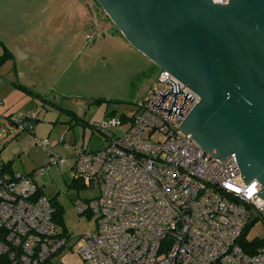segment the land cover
Here are the masks:
<instances>
[{
  "label": "built area",
  "instance_id": "built-area-1",
  "mask_svg": "<svg viewBox=\"0 0 264 264\" xmlns=\"http://www.w3.org/2000/svg\"><path fill=\"white\" fill-rule=\"evenodd\" d=\"M93 22L97 33L103 25ZM199 100L161 70L121 135L109 131L121 126L110 118L95 125L106 136L102 149L78 148L74 179L96 191L75 201L79 215L96 221L79 249L82 264H264V245L249 252L241 242L255 220L264 221L259 183L243 184L234 154L220 164L179 129ZM12 119L23 130L35 116ZM36 144L46 149L49 142ZM42 172L0 171V264H63L58 257L72 247L56 229L55 208L30 179Z\"/></svg>",
  "mask_w": 264,
  "mask_h": 264
},
{
  "label": "rangeland",
  "instance_id": "rangeland-1",
  "mask_svg": "<svg viewBox=\"0 0 264 264\" xmlns=\"http://www.w3.org/2000/svg\"><path fill=\"white\" fill-rule=\"evenodd\" d=\"M0 7L4 13L18 16L0 22V54L4 52L2 45L8 49L30 46V62L18 68L24 80L35 79L40 94L36 97L7 86L9 80H15L17 69L13 70L9 62L0 66L4 78L0 80L7 82H0V97L5 96L0 103V158L10 163L15 174L31 175L42 169L41 174L30 179L61 208L63 217L56 229L73 240L71 249L62 251L57 260L82 264L79 249L84 238L96 229V221L95 216L79 215L75 201L91 199L96 191L72 183L76 151L102 149L106 142L92 126L110 122L105 115L110 110L116 112V117L135 116L138 105L151 97L161 69L154 66L152 72L136 74L149 63L124 45L119 34L110 35L106 26L112 22L95 0H0ZM95 14L103 25L97 33L90 27ZM113 29L115 33L117 29ZM96 99L105 101L94 103ZM68 112L76 114L81 120L79 125H74ZM10 113L16 119L37 116L38 122L33 130H22L10 124ZM129 125L127 121L109 131L119 136ZM154 136L160 138L159 134ZM44 140L49 142L46 149L36 144ZM55 158L65 162L50 164ZM245 239L264 241V221L255 220Z\"/></svg>",
  "mask_w": 264,
  "mask_h": 264
},
{
  "label": "water",
  "instance_id": "water-1",
  "mask_svg": "<svg viewBox=\"0 0 264 264\" xmlns=\"http://www.w3.org/2000/svg\"><path fill=\"white\" fill-rule=\"evenodd\" d=\"M125 41L196 93L179 129L220 164L234 154L264 202V0H95Z\"/></svg>",
  "mask_w": 264,
  "mask_h": 264
},
{
  "label": "trees",
  "instance_id": "trees-1",
  "mask_svg": "<svg viewBox=\"0 0 264 264\" xmlns=\"http://www.w3.org/2000/svg\"><path fill=\"white\" fill-rule=\"evenodd\" d=\"M106 18H107V16H106ZM97 22L100 23L101 21L98 20ZM90 26H91L92 30L94 31V30H95V27H94V22H93V21L91 22ZM111 27H113V24H111ZM113 28H114V27H113ZM115 31H116V30H115ZM116 32H118V31H116ZM118 33H119V32H118ZM119 34H120V33H119ZM120 35H121V34H120ZM3 49H4V52H3V54L0 56V66H1L2 64L6 63V62H10V61L13 60V56H12V54H11L6 48H3ZM154 68H155L154 65H152L151 68H150L149 70L140 71V72H137L136 74H138V73L142 74V73L145 72V71H146L147 73H149V72H152V71L154 70ZM129 86H131V82H130ZM35 95L40 97V94H35ZM101 101H105V100L96 99V101H94V103H101ZM143 102H144V101H142L141 103H143ZM106 103L109 104L110 101H107V100H106ZM141 103L138 105L137 110H136V113H137L138 109H140V105H141ZM108 104H107L106 108L109 107ZM108 109H109V108H108ZM115 113H116V112H115L114 110H110L109 112H105V115H106L107 117H109V118H117V120H119L121 124H123V123H125V122H127V121L131 122L132 119H134V117H135V116H133V117H131V118H125V117L123 118L122 116H121V117H116V116H115ZM66 115H67V116H68V115H71V121H75V122H74V125H79V122H80L81 120L76 116L75 113H73V112H68ZM135 115H136V114H135ZM12 116H13V115H9V116H7V119L9 120V122H10L11 125H15V122H14V120L12 119ZM106 116H105V117H106ZM37 122H38V118H37V116H35V119H34V120H32V121H30V122H26V124H25L26 127H25L24 129L28 130L29 126H31V127H32V130H33V129L35 128V125L37 124ZM82 125H83V124H82ZM92 129H93L94 131H95V130L98 131V132L102 135L103 138L106 137V136H105V133H103V131L98 130V129L96 128L95 125L92 126ZM104 140H105V139H104ZM0 161H1V164H0V171L7 172L8 174H14V172H13V170H12L11 165H10L9 162H7V163H3V161H2L1 158H0ZM72 183H74V185L79 184V185L83 186V184H82L81 182L76 181L74 178H73ZM77 186H78V185H77ZM83 187H84V186H83ZM38 193H39L40 195H43L40 189H38L37 194H38ZM49 200H50L52 206L55 208V214H54V216H53V220H54L55 223H57L58 221H60V220L62 219V217H63V212H62L61 208L58 206L57 203H54L51 199H49ZM247 230H248V229H247ZM247 230H246L245 233L243 234V239L241 240V242L243 243V246L245 247V249H246L247 251H249V252H255V251H257V249H259L261 246L264 245V241H263V240H253V241H251V242H248V241L245 239V236H246V232H247Z\"/></svg>",
  "mask_w": 264,
  "mask_h": 264
},
{
  "label": "crops",
  "instance_id": "crops-1",
  "mask_svg": "<svg viewBox=\"0 0 264 264\" xmlns=\"http://www.w3.org/2000/svg\"><path fill=\"white\" fill-rule=\"evenodd\" d=\"M0 12H2V13H0V16L1 15L3 16L2 18H0V22L6 21V20H11V18L16 19L18 17L15 14H13V12H11L12 14H10L9 12L4 13V10H2L1 7H0ZM23 15H25V13H23ZM92 21H93V19H91L90 24H91ZM106 27L109 28L110 35H116V33H117V35L119 34L118 32H115V33L113 32L114 31L113 27H111V26H106ZM2 35L3 36L6 35V32H4ZM119 36H121V35L119 34ZM124 40H123V44L124 45L128 44ZM2 46H3V48H6L4 45H2ZM127 46L130 47V48H132L129 44ZM29 48H30V46H28V45H24V46L15 45V47L14 46H10L9 49L6 48L12 54V56H13V60L10 61L9 64H12V69L13 70H16L17 69V72H16L17 75L15 76V80H9L8 83L5 82V81H2V80H0V82H5V83H7V86H10V87H12V86L18 87L20 89L25 90L30 95L36 96L35 94H38L37 93V91H38V88H37L38 87V84H36L35 79L33 78V80L30 79L28 81L27 80H24L23 75L20 74L21 70L18 68L19 67V64H22V66L25 67V65L30 62ZM133 50H135V49H133ZM2 54H0V56ZM146 60L149 63V66L145 70H149L151 68V66L154 65V64L151 63L147 58H146ZM142 71H144V70H142ZM30 75H32V74H30ZM0 78L4 79L3 76H1V75H0ZM36 97H39V96H36ZM4 99H5V96H1L0 97V103L1 104H3ZM9 115H13V113L8 114L7 116H9Z\"/></svg>",
  "mask_w": 264,
  "mask_h": 264
},
{
  "label": "flooded vegetation",
  "instance_id": "flooded-vegetation-1",
  "mask_svg": "<svg viewBox=\"0 0 264 264\" xmlns=\"http://www.w3.org/2000/svg\"><path fill=\"white\" fill-rule=\"evenodd\" d=\"M94 18H95L96 21H98V19H97V14H95Z\"/></svg>",
  "mask_w": 264,
  "mask_h": 264
}]
</instances>
